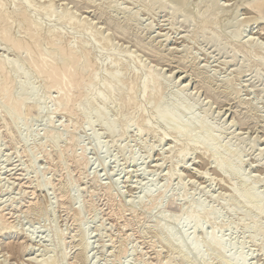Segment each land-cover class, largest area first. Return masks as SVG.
Wrapping results in <instances>:
<instances>
[{
    "label": "rangeland",
    "instance_id": "374dc122",
    "mask_svg": "<svg viewBox=\"0 0 264 264\" xmlns=\"http://www.w3.org/2000/svg\"><path fill=\"white\" fill-rule=\"evenodd\" d=\"M26 1L29 15L34 17L33 24L29 27L23 17H19L22 16L20 12L16 15L12 0H0V8L4 13L8 12V17L6 20L4 17L2 22L7 34H17L16 36L27 39L30 32H37L40 28L47 32L53 26V29L62 32L64 43L70 38L73 41L80 37L84 43L88 40L89 44L85 43L88 47L93 44L95 46L91 53L95 60L92 69H96L98 78L95 77L97 79L84 88L83 95L89 96L98 91L104 93L115 86L117 81L105 79L103 74L107 73L109 76L112 68H115L117 56L127 61L126 65L117 68L118 75L127 77L120 85L127 94L124 102L116 91L106 105L98 98H94V103L84 104L92 113L91 124H88L79 114L83 104H79L77 111L73 112L58 109L60 89L49 88L47 79H43L38 73L32 74L35 60L27 59L26 54H22L16 47L7 46L4 37L0 36V59L8 60L9 67L19 65L22 76L18 79L28 87H35L40 104L44 105L36 107H41L38 110L31 106L32 100L25 102V117L18 125V137L13 140L2 121L4 112L8 110L6 108L0 112V264H35V256L38 258L40 255L42 259L53 260L57 257L56 250L60 245V240L53 237L54 228L64 238H68L63 248L73 257V252L79 246H74L77 242L68 241L69 237L80 233V227L87 232L86 238L91 243L87 251L88 264H234L232 262L235 259L229 255L231 252H235L232 253L233 256L235 254L234 258L245 254L241 256L243 259L248 257V261L245 259L246 264H264V212L258 208L264 204V31L261 29L264 20L261 18V21L256 22L259 16L248 8L250 0H185V3L179 0ZM245 3H248V11L244 9ZM46 5L52 6L54 11L51 15ZM166 5L171 6L172 10L179 9L181 5L182 12L167 15L164 11ZM216 12L218 16L215 15ZM191 13L196 16L198 14L197 17L201 18L205 15V19L208 17L215 21L211 20L209 23L210 19H206L209 24L204 19L187 22L186 17ZM210 24H214L216 29ZM213 35H217L214 42L206 39ZM231 38L238 43L232 44ZM38 44L48 48L47 58L55 56L47 45V38L38 40ZM256 44L259 47H255ZM217 47H224V50L220 51ZM139 64L142 67L137 66ZM137 70L141 77L133 74ZM152 72L158 75L160 82L155 84L153 90L158 95L152 94L148 98L146 95L144 97L141 82L145 77H151ZM25 73L29 74L26 76ZM188 82L190 84L185 92V102L193 104L198 116H204L209 125L218 126L220 130L219 139L211 143L214 145L211 146L213 150L218 149L213 157L200 142L203 137L200 130L192 128L188 132L173 131L174 134L167 128V118L160 120L161 117L155 113L158 104L167 106L177 94L182 93L183 85ZM72 86L66 91L67 94L76 90V85L74 88ZM128 102L133 105L129 106ZM102 107L111 122L116 121V133L113 135H109L107 125L102 123V115L97 116L95 113ZM13 109L15 108L11 112ZM142 121L144 126L147 124L145 122L152 126V132L142 128ZM47 128L52 131L54 129V134L59 137L62 135L58 148L60 152L51 149L45 134ZM72 134L79 139L80 146L85 147L80 148L86 150V156L92 163L88 168L92 171L83 179L80 167L65 153L66 157L61 153V147L69 144ZM35 140L43 143V146L46 144L52 154L44 155L42 147H35L33 144ZM228 147L234 148L238 153L235 158L237 164H232V160H224V157L233 156ZM178 150L185 153L181 151L179 154ZM60 155L63 157L61 162L58 160ZM131 156L136 157L134 161ZM33 163L36 166H32ZM234 165L235 169L238 166L239 176L230 171ZM36 170H40V173H36ZM92 172L94 173L91 175ZM66 176H69L73 184L72 188L70 186L73 193H70L75 194L74 205H64L63 202H67V199L62 196L66 192L64 189L59 190L68 178ZM95 176L100 178L98 180L102 185H110L111 182L116 184L112 195H107L105 189L94 183ZM240 176L245 180L247 178L255 186L260 198L251 202L247 200L245 195L248 187L243 184L244 179ZM42 181L49 183L44 190L39 188ZM166 185L169 186L166 197L147 205L150 200L142 194L153 187L162 189ZM195 202L213 209L214 214L209 218H201L200 221L207 228L196 230L194 237L204 241L203 235L207 234L204 232L215 225L217 237L225 240L229 248L226 256L231 257V263L226 256L211 253L205 241L201 253L192 252L196 256L192 253L189 256L183 254L188 248L187 243L183 245L185 242L180 243L183 247L167 244L168 235H173L181 228L188 230L185 232L186 236L192 238L195 230L193 222L182 221L183 224L181 222L177 225L169 219L181 216L192 205L191 214H194L199 210L197 208L200 204ZM132 205H136L133 210ZM194 205L197 206L196 209ZM76 207L82 211V220L79 222L74 217ZM159 217L163 219L162 222L168 223V229L164 232L156 230L155 224L160 220ZM4 220L12 224L16 232L15 238H18L14 239V244L19 242V245H27L26 257L21 253L20 255L19 251L12 253L4 249ZM99 225L101 226L98 227ZM22 230L24 236L18 233ZM75 239L80 237L76 236ZM124 242L129 246L125 257L120 255ZM236 250H240L237 255ZM199 254L207 258V261L201 262L202 256ZM71 261L74 264H85L77 257H73Z\"/></svg>",
    "mask_w": 264,
    "mask_h": 264
},
{
    "label": "bare ground",
    "instance_id": "6f19581e",
    "mask_svg": "<svg viewBox=\"0 0 264 264\" xmlns=\"http://www.w3.org/2000/svg\"><path fill=\"white\" fill-rule=\"evenodd\" d=\"M29 1V0H28ZM143 1V0H142ZM147 1V0H146ZM180 2H184L185 0H179ZM187 1V0H186ZM89 2V1H88ZM145 2V1H144ZM152 2V1H151ZM250 2H251V0H250ZM249 2V4L248 3H245V5H244V9L246 10V11H248L249 9H250V11H253L255 14H257L259 17L257 18V20H256V22H258V21H261V18H262V20H264V0H254V2H253V0H252V2L250 3ZM12 3H13V5H12V8H13V6H14V11H15V13H16V15H17V13H21V15L22 16H19V17H23V20H24V22L25 23H27V25L26 26H30V24L33 22V19H34V17L32 18L30 15H29V13H28V3H27V1L26 0H12ZM49 3V2H48ZM147 3V2H146ZM150 3V2H149ZM181 3V4H182ZM185 3V2H184ZM187 3V2H186ZM197 3V2H196ZM54 4V3H53ZM148 4V3H147ZM180 4V3H179ZM247 4H248V8H247ZM0 5H2V4H0ZM184 5V4H183ZM47 6V5H46ZM54 6V5H53ZM149 6H150V4H149ZM181 6V5H180ZM179 6V9H177V10H172V7L171 6H169V5H166L165 6V9H164V11H165V13L167 14V15H174L175 13H181L182 12V9L181 8H183V7H180ZM199 6H200V4H199ZM48 7V11L50 12V14H49V12H48V14L49 15H51L52 13H53V11L54 10H52L53 8H52V6L50 5V6H47ZM51 7V8H50ZM184 7H185V5H184ZM4 9V8H3ZM47 9V8H46ZM46 9H44V11L46 12V14H47V10ZM248 9V10H247ZM13 10V9H12ZM13 11V12H14ZM17 11V12H16ZM249 11V12H250ZM6 12L7 11H5V13L2 11V9L0 8V36H2V37H4L3 39L5 40V43H6V45L7 46H9L10 48L11 47H16L17 48V50L18 51H20L22 54H26V56H27V59H31V58H33L34 60H35V64H34V66H32V74L33 73H38V74H40L41 75V77H43V79H47L48 81H49V88H56V87H58L59 89H60V92H61V94H60V97H59V101H58V106H57V108L58 109H61V110H64V111H67V112H73L74 110L75 111H77L76 110V108L79 106V104H83V106L84 107H82V108H80V116L82 117V119H83V121L84 122H87L88 124H91L90 123V117H91V115H92V113L90 112V110H89V108L88 107H86L84 104H89V103H94V98H98V99H100L101 100V102L103 103V105H106L107 104V102H108V99L110 98V97H112V95L116 92V91H118L119 93H117L121 98V101H123L124 102V98L126 97V94H127V92L126 91H124V90H122V88H121V84H123L124 83V76H120V75H118L117 74V68L119 67V66H123V65H126L125 63L127 62V61H124L125 59L124 58H122V57H119V56H117V58H116V60H115V68L113 67L112 68V72H110V74H109V76L107 75V73H105V72H102V73H105V74H103V77L105 78V79H109V78H111V79H115L117 82H116V84H115V86H112V87H110L108 90H106V92L104 91V93H101V92H92V93H90V95L88 96V95H83L84 94V88L90 83V82H94L97 78H98V74H97V71H96V69H95V71H94V69H92L93 68V66H94V62H95V60L93 59V57H91V53L94 51V49H95V46H89L88 47V44H89V42H88V40H87V42H88V44H85V43H87V42H83V40H82V38L80 39V37H78V38H75L73 41H70L71 40V38L66 42V43H64L62 40V38H63V34H62V32L60 31V30H57L56 28L55 29H53L52 27H51V29H50V27L48 28V31L47 32H43V31H41V29L42 28H40L37 32L35 31V32H30V33H28L29 35H30V37H28L27 39L26 38H22V37H18V36H16V35H10V34H7L6 33V31H5V26L3 25V18L6 20V17H8L7 15H6ZM41 12H43V11H41ZM249 12H247V13H249ZM8 13V12H7ZM19 13V14H20ZM193 13V12H192ZM189 14L187 17H186V21L187 22H191L192 20H194V19H197V20H205L207 23H208V21L206 20V19H210V18H204L205 17V15L203 16V18H201V16L200 17H197L198 16V14H197V16L196 15H193V14ZM205 13V12H204ZM6 15V16H4V15ZM41 14H44V13H41ZM68 15V14H67ZM215 15H217L218 16V12H216V14ZM208 16V15H207ZM9 17H12V16H9ZM68 17H70V15L68 16ZM65 18H66V16H65ZM199 18V19H198ZM12 19H13V17H12ZM215 19V18H214ZM4 20V21H5ZM68 20V19H67ZM72 20V18H70L69 19V21H71ZM73 20H76V19H73ZM203 20V21H204ZM211 20L212 19H210V21H209V23H211ZM218 20V19H217ZM9 21V20H8ZM12 21V20H11ZM36 21V20H35ZM35 21H34V24H35ZM38 21V20H37ZM212 21H215V20H212ZM18 22V21H17ZM73 22V21H72ZM75 22V21H74ZM10 23V22H9ZM78 23V22H77ZM197 23H199V21H197ZM208 23V24H209ZM214 23V22H213ZM261 23H263V22H261ZM7 24V23H6ZM12 24H14V23H12ZM33 24V23H32ZM203 24V23H202ZM208 24H205V25H207L208 26ZM264 24V23H263ZM8 25V24H7ZM18 25V24H17ZM24 25V24H23ZM210 25H214V24H210ZM13 26V25H12ZM19 26V25H18ZM202 26V25H201ZM258 26V25H257ZM256 26V27H257ZM8 27V26H7ZM22 27V26H21ZM28 27H27V29H28ZM214 27V26H213ZM217 27V26H216ZM122 28V27H121ZM203 28V27H202ZM205 28V27H204ZM10 29V28H9ZM8 29V30H9ZM30 29V28H29ZM214 29H216L215 27H214ZM261 29H262V31H264V25H261ZM7 30V32H9ZM12 30V29H11ZM32 30H33V28H32ZM35 30H36V28H35ZM218 30H219V28H218ZM254 30V29H253ZM256 30V29H255ZM254 30V31H255ZM30 31H31V29H30ZM64 31V30H63ZM211 31V30H210ZM261 31V30H260ZM216 32V31H215ZM16 33V32H15ZM209 33V32H208ZM212 33H214V32H212ZM212 33H211V35H212ZM217 34H218V32H216ZM220 33V32H219ZM259 33H261V32H259ZM27 34V35H28ZM215 34V33H214ZM27 35H25V36H27ZM210 35V34H209ZM208 35V36H209ZM73 36V35H72ZM216 36L217 35H213V36H211V37H209V38H206V39H208V40H210V41H212V42H214L215 41V39H216ZM220 36V35H219ZM232 37V36H231ZM237 37V36H236ZM254 37V36H253ZM42 38H47V45L49 46V48L50 49H52V51H53V54L55 53V56H51V59H49L50 58V56L47 58L46 56H48L47 54H46V51L47 52H49L45 47H42V46H39V44H38V40H40V39H42ZM249 38V37H248ZM255 38V37H254ZM93 39V38H92ZM107 39V41L105 42L106 44H107V42H108V38H106ZM228 39V38H227ZM232 39V40H231ZM230 39V42L232 43V44H236V43H238V41L237 40H233V38H231ZM251 39V38H250ZM82 40V41H81ZM248 40V39H247ZM86 41V40H85ZM103 41H104V39H103ZM245 41V40H244ZM91 42V41H90ZM249 42V41H248ZM252 41L250 40V43H251ZM254 42V41H253ZM38 45H37V44ZM82 43H84V44H82ZM249 43V44H250ZM252 44V43H251ZM244 45V44H243ZM107 46V45H106ZM47 47V46H46ZM94 47V49L92 50V48ZM253 47H254V45H253ZM255 47H259L257 44H256V46ZM219 47H217V49H218ZM251 48H252V46H251ZM15 49V48H14ZM256 49V48H255ZM259 49V48H258ZM264 49V48H263ZM263 49H261V50H263ZM219 50L220 51H223L224 50V47H220L219 48ZM20 52H18L19 54H20ZM158 52V51H157ZM159 53V52H158ZM51 54V53H50ZM52 54V55H53ZM163 55V54H162ZM130 56V55H129ZM97 60V59H96ZM108 62V61H107ZM262 62V61H261ZM259 63V62H258ZM106 64V63H105ZM16 65V64H15ZM15 65H12V67H13V69H11L12 67H9L10 66V63L8 64V60H5V59H0V112H2V111H4V109H6V110H8V111H5L4 113V117H2V121H3V126L4 127H6L7 129H8V132H9V137H10V139L11 140H13V139H16L15 137L17 136L16 135V133L19 131V129H18V127L20 126V120H22V119H24V115H23V106L25 105V102L27 101H29V100H32V102H33V104H31V106L33 107V108H36V107H39L40 105H42V104H40V101H39V99H38V97H37V91H36V88L35 87H28V86H26V85H24L23 84V82H22V80L21 79H18V78H20V76H22V73H20V68L18 67L19 65H17V66H15ZM96 65V64H95ZM110 65V64H109ZM262 65H264V62H262ZM261 65V66H262ZM137 66H139V67H142V66H140V64L139 65H137ZM10 68V69H9ZM114 69V70H113ZM129 69V68H128ZM11 70H14V71H12L11 72ZM104 70V69H103ZM132 70V69H131ZM133 71H136V69L135 70H133ZM132 71V72H133ZM139 70H137V72H138ZM134 72L133 74H135V75H137V77L138 76H140L139 75V73L140 72ZM154 72V71H153ZM153 72H152V75H151V73H150V75H151V77H149L148 79H146L147 77H145V79L144 80H142V82H141V86H142V91H143V94H144V97H150L152 94H154L155 92H153V90H154V87H155V84H157L158 83V81L160 82V78H158L157 76L158 75H154L153 74ZM30 73V74H31ZM99 73V72H98ZM29 73H27V75H28ZM17 75V76H16ZM25 75H26V73H25ZM26 75V76H27ZM173 75V74H172ZM95 77H97V78H95ZM141 77V76H140ZM144 77V76H143ZM200 77V76H199ZM198 77V78H199ZM127 78V77H126ZM125 78V79H126ZM130 78V77H129ZM95 79V80H94ZM130 80V79H129ZM103 81V80H102ZM128 81V80H127ZM174 81V80H173ZM126 82V81H125ZM129 82V81H128ZM162 82V81H161ZM127 83V82H126ZM134 83V82H133ZM162 84V83H161ZM190 83L188 82V83H186L185 85H183V89H181V91H182V93H179V94H177L171 101H170V103L168 104L167 103V106H165V105H161V104H158L156 107H155V113H157L158 114V116L159 117H161V118H159L160 120L163 118H167L165 121H166V125H167V128L169 129V130H171L172 132L173 131H175V132H188V131H190V130H192V128H196V129H198V130H200L201 132H202V135H203V137L201 138V143L203 144V148L205 149V151H207V152H210V154H211V157H213L216 153H218V149H214L213 150V148L211 147V146H214V145H212L211 143L214 141V140H218L219 139V133H220V130L216 127V126H214V125H209V123H207V121H206V119L204 118V116L203 117H200V116H198L196 113H195V111H194V106H193V104L191 105V104H189V103H187V102H185V92L187 91V87H188V85H189ZM72 85H76L75 86V91H74V93L72 92H69V94L71 93V95H69V94H67L68 92H66V91H68V88H71V86ZM126 85V84H125ZM74 86H72V88H74ZM139 86V85H138ZM134 87V86H133ZM107 88V87H106ZM129 88V87H128ZM131 88V87H130ZM157 88V87H156ZM127 89V88H126ZM134 89V88H133ZM70 90V89H69ZM130 90V89H129ZM128 90V91H129ZM141 90V89H140ZM159 90V89H158ZM157 90V92H159ZM162 90H165V89H162ZM161 90V91H162ZM50 91V90H49ZM93 91V90H92ZM131 91V90H130ZM161 93V95L163 94V92H160ZM159 93V94H160ZM117 94H115V95H117ZM131 95V94H130ZM146 95V96H145ZM154 95H158V94H154ZM215 95V94H214ZM84 96V97H83ZM128 96V95H127ZM132 96V95H131ZM133 96H134V93H133ZM132 96V97H133ZM141 96H143V95H141ZM216 96V95H215ZM135 97V96H134ZM137 97V96H136ZM143 97V98H144ZM153 97V96H152ZM156 97H158V96H156ZM155 97V99L157 100V98ZM162 97H164V95L163 96H160V100L162 99ZM119 99V98H118ZM145 99V98H144ZM126 100H127V98H126ZM133 100V99H132ZM140 100V99H139ZM155 100V101H156ZM135 101H136V99H135ZM122 102V103H123ZM126 102V101H125ZM130 102V101H129ZM128 102V105L129 106H132L130 103ZM133 102V101H132ZM139 102V101H138ZM142 102V101H141ZM44 103V102H43ZM134 103V102H133ZM81 104V105H82ZM121 104V103H120ZM102 105V104H101ZM102 105V106H103ZM136 105V104H135ZM134 105V106H135ZM42 106H44V105H42ZM15 108V109H13V111L12 112H15V111H17L16 112V114L15 113H12L11 112V109L12 108ZM104 107V106H103ZM99 108V109H97L96 110V114H97V116L98 115H102L101 116V118H102V123L103 124H105V125H107V129H108V133H109V135H113V134H115L116 133V126H115V124L114 123H116V121L115 122H111V120H110V118L104 113V108ZM136 107V106H135ZM141 107V106H140ZM143 107V106H142ZM154 107V106H153ZM32 108V109H33ZM79 108V107H78ZM77 108V109H78ZM36 109H41V107L40 108H36ZM57 109V110H58ZM136 109V108H135ZM154 109V108H153ZM139 110V109H138ZM154 113V114H155ZM1 114V113H0ZM168 115V117H166ZM99 118H100V116H99ZM50 120V119H49ZM128 121H126V123H127ZM143 122V121H142ZM20 123V124H19ZM51 123V122H50ZM129 123V122H128ZM145 123H147V124H145V126H144V122H143V127L142 128H146L148 131H151L153 128H152V126L150 127L149 125H148V122H145ZM49 124V123H48ZM211 124V123H210ZM19 125V126H18ZM51 125H52V123H51ZM139 125H141V124H139ZM139 125H137V126H139ZM91 126V125H90ZM142 126V125H141ZM50 127V126H49ZM129 127V126H128ZM154 127V126H153ZM139 128H141V127H139ZM141 128V129H142ZM46 129V128H45ZM48 129V128H47ZM128 129V128H127ZM127 129H125V131L127 130ZM144 129H142V131L144 130ZM145 129V130H146ZM221 129V128H220ZM30 130V129H29ZM29 130H27L28 131V133H29ZM51 129L49 128L46 132H45V134L47 135V140H49L50 142V146H51V149L53 148L54 149V151H55V149L56 150H59L58 148H60V145H61V137H62V135H61V137H59V136H57L56 134H54V129H53V131L51 130ZM144 130V131H145ZM168 130V131H169ZM72 131H76V130H72ZM139 131V130H138ZM155 131V130H154ZM221 131H223V130H221ZM53 132V133H52ZM152 132V131H151ZM171 132V133H172ZM27 133V134H28ZM70 133V132H69ZM174 133V132H173ZM11 134V135H10ZM74 134V133H73ZM70 135V139H69V144H66L65 146H64V144H63V146L61 147L62 148V154L63 153H65L66 154V156H68V158L69 159H71L74 163H76L77 165H78V167H80V171H81V178L83 179V178H86L88 175H89V172H91V171H89V166L92 164L91 163V161H90V159H88V157L86 156L87 154H86V150H84L85 149V147L84 146H80V144L81 143H79V139H77L74 135ZM175 134V133H174ZM29 135V134H28ZM30 136V135H29ZM18 137V136H17ZM26 139H27V136H26ZM37 139V138H36ZM187 139V138H186ZM22 140V139H21ZM68 140V139H67ZM190 140V139H189ZM30 141H32V140H30ZM29 141V142H30ZM95 142H96V140H94ZM95 142H94V144H95ZM98 142V141H97ZM186 142V141H185ZM100 143V142H99ZM33 144H35V147H42V152L44 153V155H49L50 154V152H49V150H48V148H46V144L43 146L42 144L43 143H39V142H37L36 140L34 141V143ZM201 144V145H202ZM97 145H99L98 143H97ZM187 146H188V144H186ZM190 145V144H189ZM28 146H29V144H28ZM28 146H27V151H28ZM49 146V147H50ZM96 145H94V147H95ZM183 146V145H182ZM180 147V148H183V147ZM83 147L84 149H82L81 150V148ZM104 147V146H103ZM186 147V146H185ZM196 147H198V146H196ZM96 148H98V146L96 147ZM101 148V147H100ZM199 148V147H198ZM212 148V149H211ZM215 148V147H214ZM104 149V148H103ZM185 149V148H184ZM200 149H201V147H200ZM80 150H81V152H80ZM96 150H98V149H96ZM203 150V149H202ZM50 151H52V150H50ZM61 150H59V152H60ZM99 151V150H98ZM102 151V150H101ZM100 151V152H101ZM182 151V150H181ZM180 151V152H181ZM185 151H186V149H185ZM204 151V150H203ZM228 151L230 152V154H233V156L232 155H229L228 157H224V160L225 161H231L232 160V164H234V163H236L237 162V160L235 159L236 158V156L238 155V153L236 152V150L234 149V148H232V147H228ZM179 154H180V152H179V150L177 151ZM262 152V151H261ZM181 153H185L184 151H182ZM203 153H205V152H203ZM52 154V153H51ZM50 154V155H51ZM61 154V155H62ZM132 154V153H131ZM130 154V155H131ZM148 154V153H147ZM175 154V153H174ZM59 156V158H58V160L61 162V157L64 155H62V156ZM133 155V154H132ZM182 155V154H181ZM206 154H204V156H205ZM65 156V155H64ZM63 156V157H64ZM65 156V157H66ZM135 156V155H134ZM185 155H183V157H184ZM46 157V156H45ZM62 157V158H63ZM132 157V156H131ZM149 157V156H148ZM147 157V158H148ZM177 157H179L178 155H177ZM231 157H233L234 159H232ZM238 157V156H237ZM133 158V160L132 161H134V158H136V157H132ZM146 159V158H145ZM144 159V160H145ZM177 159H179V158H177ZM130 160V159H129ZM243 161V160H242ZM91 163V164H90ZM237 164V163H236ZM235 164V165H236ZM238 164H239V162H238ZM235 165H234V167H232V169L230 170V171H233L236 175H238L239 176V172H238V166H236L237 168L235 169ZM32 166H36V165H34V163L32 164ZM92 166V165H91ZM157 166V165H156ZM159 166V165H158ZM262 166V165H261ZM264 166V165H263ZM39 168V167H38ZM91 169V168H90ZM93 169V168H92ZM35 170V169H34ZM88 170V171H87ZM201 172V171H200ZM36 173H40V170H36ZM42 173V172H41ZM88 173V174H87ZM94 172H92V173H90L91 175L93 174ZM98 173V172H97ZM202 173V172H201ZM231 173V172H230ZM172 174L173 175H176V173L174 174L173 172H172ZM171 174V175H172ZM96 175V174H95ZM204 175V174H203ZM169 176H170V173H169ZM66 177H68V178H66V181H64L62 184H61V187H60V189L59 190H62V189H64V191L66 192L62 197H65L66 199H67V202H63V204L64 205H68V204H70V205H74V201H76L75 199V194L73 195V194H71L70 193V191L72 192V186L71 185H73V184H71V179L69 178V176H66ZM171 177V176H170ZM173 177V176H172ZM241 177V176H240ZM169 178V177H168ZM70 179V180H69ZM98 179H100L98 176L96 177H94L93 178V181H94V183L98 186H100L99 188H102V189H105L106 190V193H107V195H109V194H111V193H113V187L116 185L115 183H113V182H111L110 183V185L108 184V185H102V184H100L99 183V180ZM166 179H167V177H166ZM241 179L243 180L244 178H242L241 177ZM37 181V180H36ZM194 181V180H193ZM249 180H247V178H246V180L244 179L243 180V184L244 185H247V187H248V191H247V193H246V197H248V199L247 200H249L250 202L251 201H253L254 199H256V198H260L261 196L258 194V192L255 190V186L254 185H252V183H250V182H248ZM168 182H169V180H168ZM47 184H49L47 181H42V182H40V184H39V188L40 189H42V190H44V188H47L48 186H47ZM155 184V183H154ZM70 186H71V188H70ZM155 187H153V189H150V191L148 190V191H145V194L143 193L142 194V196H146L147 198H149V200H150V202L147 204V205H151V204H155L157 201H159V200H161V199H163L164 197H166L165 195H166V193L168 192V188H169V186H165L164 188H156V189H154ZM119 191V190H118ZM142 192H144V191H142ZM73 193V192H72ZM115 194H116V192H115ZM118 194V193H117ZM116 194V195H117ZM179 194V193H178ZM181 194V193H180ZM112 195V194H111ZM236 195H237V193H236ZM141 196V197H142ZM238 196V195H237ZM182 197V196H181ZM118 198H119V196H118ZM239 198V197H238ZM110 199V198H109ZM112 199V198H111ZM139 199V198H138ZM144 199V198H143ZM129 200V199H128ZM115 201V200H114ZM114 201H112L113 202V204H114ZM141 201H143L142 199H141ZM250 202H248V203H250ZM76 203V202H75ZM141 203V202H140ZM144 203V202H143ZM196 203V202H195ZM194 203V204H195ZM200 202H198V203H196V204H199ZM91 204V203H90ZM118 204H120V203H118ZM133 204V203H132ZM205 204V203H204ZM34 206H36V205H34ZM121 206V205H120ZM120 206H118V208L120 207ZM136 205H132L131 207V210H133L134 209V207H135ZM193 206V205H192ZM192 206H189L188 207V209L185 211V208L183 209V211H185L184 212V214H182L183 213V211L181 212V216L179 215V217H176V219H175V217H173V218H171V219H169V220H171L170 222H172V223H177V225L178 224H180L182 221H184L185 223H192L193 222V224H194V228H195V230L193 229V227H192V229L194 230V232H193V236H192V238L188 235V237L186 236L187 234L185 233V232H187V231H185V228L182 230V228L181 229H178V231H175L174 233H173V235H172V233L170 234V235H172V236H170V235H168V238L166 239L167 241H168V243L167 244H172V245H179V246H181V247H183L182 245H180V243H184L183 245H185L186 243L188 244V248H187V251H184V255L185 256H189V253H192V252H197V253H201V249L203 248V242L205 241L207 244H208V247H209V249H210V252L211 253H219L220 255H223V256H226V250H227V248H228V246H226V242H224L225 240H221V238L219 239L218 237H217V232H216V228L212 225V228H210L209 230H208V232H204V233H207V234H204L203 236H204V241H202V240H200V239H198L197 237H194V233H196V230H204L205 229V227L206 226H204V224L201 222L202 220H201V218H206V217H210V215H212V214H214V211H213V209H211V208H209L208 206H204L202 203H200L199 205H198V208L197 209H199V210H197L195 213H197L196 215H195V213L194 214H191L192 212ZM195 206V205H194ZM32 206H30V208H31ZM138 207V206H137ZM196 207L197 206H195V209H196ZM124 208V207H123ZM136 208V207H135ZM258 208H259V210L260 211H263L264 212V204L263 205H260V206H258ZM126 209V208H125ZM129 210V209H128ZM233 210V207H231L230 208V211H232ZM193 211H194V209H193ZM132 212H134V211H132ZM185 213L186 214H188V215H185ZM189 214H191V215H189ZM184 216H186V217H184ZM75 221L76 222H79V221H81L82 220V211L80 210V208H77L76 207V210H75ZM166 217V216H165ZM170 218V217H169ZM157 219V218H156ZM159 219H160V217H159ZM158 219V220H159ZM166 219V218H165ZM162 220L163 219H160L159 221H157V223L155 224V227H156V230H158V232L159 231H161V232H164V231H166V229H168V226H167V221L165 222H162ZM167 220H168V218H167ZM201 220V221H200ZM170 222H169V224H170ZM163 223H165V224H163ZM167 223V224H166ZM175 223V224H176ZM181 224H183V222L181 223ZM3 227H4V229H5V232H4V237L6 236V238H4V240L2 241V244H3V246H4V249L6 250V251H11L12 253L13 252H17V251H19L18 253L20 254H23V255H25V257H26V255H27V245L26 246H24V244H20L19 245V242H17L18 244V246L16 245V244H14L15 243V240L14 239H17V238H15L16 236V232H15V230H13V226H12V224H10L8 221H6V220H4V222H3ZM176 225V226H177ZM101 225H99L98 227H100ZM154 226V225H153ZM180 226V225H179ZM188 226V225H187ZM207 228V227H206ZM191 229V230H192ZM24 230V229H23ZM23 230L20 232H18V233H20V234H23ZM171 230H173V229H171ZM35 231V230H34ZM33 231V232H34ZM52 232H53V237H57L60 241V245H59V247H58V250H56V252H57V257L56 258H53V260H46V259H42V258H40V256H38V258H36V256H35V259H34V261H36L35 262V264H74L73 263V261H71V259L73 258V257H77V258H79V259H81V260H83L84 262H85V264H88L87 262H88V259H89V256H88V254H87V251H88V249H89V247H90V241H88L87 240V238H86V231L84 230V228L83 227H80V233H75L74 234V236H71V237H69V241L68 242H70V243H75V242H77L78 244H74V246H79L74 252H73V257H71L70 256V253L69 252H67L64 248H63V244L64 243H67V241H66V239H68V238H64L63 236H62V234H60L59 233V231L56 229V228H54L53 230H52ZM192 232V231H191ZM200 232V231H199ZM25 233V232H24ZM36 233V232H35ZM202 233V232H201ZM188 234H189V232H188ZM23 236H24V234H23ZM76 236H79L80 237V239H75L76 238ZM220 237V236H219ZM3 238V237H2ZM11 239H13L12 241H11ZM31 239V238H30ZM127 239V238H126ZM223 239H225V238H223ZM125 240V239H124ZM227 240V239H226ZM21 241H22V238H21ZM49 241V240H48ZM125 241H127V240H125ZM127 243V242H126ZM126 243L124 242L123 243V245L121 246V249H120V255L121 256H124V255H126L127 254V251H128V248L127 247H129V246H127L126 245ZM227 243H229L228 241H227ZM186 244V245H187ZM185 248V249H186ZM229 249V248H228ZM29 250V249H28ZM203 250V249H202ZM238 250H236V255H237V253L240 251H238ZM51 252V251H50ZM7 253H9V252H7ZM196 253V254H197ZM202 253H204V251H202ZM229 253V252H228ZM232 253H235V252H231V254H229L230 256H232V258L233 259H235V262H234V260H233V262L232 263H234V264H246L245 262H247L248 260H247V258L248 257H246L245 259L247 260H245V259H243V255L245 256V254H241L240 256L238 255V257L237 258H234V256H235V254H234V256L232 255ZM20 254V255H21ZM193 254V253H192ZM191 254V255H192ZM239 254V253H238ZM193 255H195V254H193ZM199 255H201V254H199ZM204 255H205V253H204ZM228 255V256H229ZM196 256V255H195ZM202 256V255H201ZM200 256V257H201ZM206 256V255H205ZM229 256V257H230ZM248 256V255H247ZM24 256H23V258H25ZM42 257V256H41ZM125 257V256H124ZM198 257V256H197ZM229 257H227L226 256V258L228 259ZM31 258V257H30ZM34 258V257H33ZM45 258V257H44ZM47 258V257H46ZM199 258V257H198ZM197 258V259H198ZM231 258V257H230ZM230 258H229V260H230ZM50 259H51V257H50ZM202 259V260H201ZM200 260H201V262H206L207 261V258H205V257H201L200 258ZM199 260V261H200ZM28 261H29V258H28ZM33 261V260H32ZM33 261V262H34ZM231 261L232 260H230V263H231ZM96 263H97V261H95ZM249 263V262H248ZM247 263V264H248ZM33 264V263H32ZM94 264V263H93Z\"/></svg>",
    "mask_w": 264,
    "mask_h": 264
}]
</instances>
